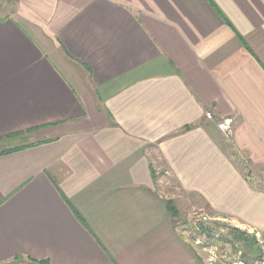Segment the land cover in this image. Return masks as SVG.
<instances>
[{
  "label": "crops",
  "instance_id": "0c3cea01",
  "mask_svg": "<svg viewBox=\"0 0 264 264\" xmlns=\"http://www.w3.org/2000/svg\"><path fill=\"white\" fill-rule=\"evenodd\" d=\"M18 133L0 264H197L159 172L264 236V0H0V139Z\"/></svg>",
  "mask_w": 264,
  "mask_h": 264
},
{
  "label": "rangeland",
  "instance_id": "374dc122",
  "mask_svg": "<svg viewBox=\"0 0 264 264\" xmlns=\"http://www.w3.org/2000/svg\"><path fill=\"white\" fill-rule=\"evenodd\" d=\"M23 143V138L14 141ZM157 180L160 195L174 200L178 212L174 225L186 231L197 264H264V236L209 211L199 199L193 201L168 173L159 172Z\"/></svg>",
  "mask_w": 264,
  "mask_h": 264
},
{
  "label": "trees",
  "instance_id": "16d2710c",
  "mask_svg": "<svg viewBox=\"0 0 264 264\" xmlns=\"http://www.w3.org/2000/svg\"><path fill=\"white\" fill-rule=\"evenodd\" d=\"M26 133H28V132H26ZM23 136H25V133H18V134L10 135V136H7L5 138L0 139V156L11 154V153L23 150V149L31 146V145H25L24 143L23 144H14L15 140L23 138ZM10 143H13V144L10 145ZM166 207L172 213V217L176 218L178 212H177V209L175 208L173 202H171V201L166 202ZM31 264H41V263L31 262Z\"/></svg>",
  "mask_w": 264,
  "mask_h": 264
},
{
  "label": "built area",
  "instance_id": "2783aa9c",
  "mask_svg": "<svg viewBox=\"0 0 264 264\" xmlns=\"http://www.w3.org/2000/svg\"><path fill=\"white\" fill-rule=\"evenodd\" d=\"M206 117L208 119H212L210 114H206ZM232 125H233L232 119H223L216 123L217 129L223 135V137L228 141H231L232 138Z\"/></svg>",
  "mask_w": 264,
  "mask_h": 264
}]
</instances>
